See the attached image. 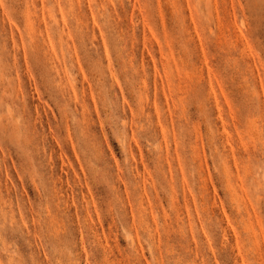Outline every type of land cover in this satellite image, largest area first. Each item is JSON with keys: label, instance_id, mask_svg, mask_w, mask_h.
I'll use <instances>...</instances> for the list:
<instances>
[{"label": "rangeland", "instance_id": "374dc122", "mask_svg": "<svg viewBox=\"0 0 264 264\" xmlns=\"http://www.w3.org/2000/svg\"><path fill=\"white\" fill-rule=\"evenodd\" d=\"M0 264H264V0H0Z\"/></svg>", "mask_w": 264, "mask_h": 264}]
</instances>
